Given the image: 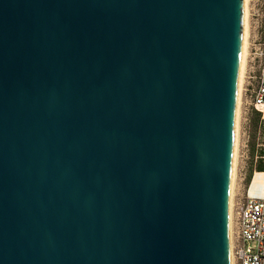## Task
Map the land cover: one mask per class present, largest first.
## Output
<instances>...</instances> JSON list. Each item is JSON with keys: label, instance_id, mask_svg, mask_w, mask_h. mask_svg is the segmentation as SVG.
I'll return each mask as SVG.
<instances>
[{"label": "water", "instance_id": "water-1", "mask_svg": "<svg viewBox=\"0 0 264 264\" xmlns=\"http://www.w3.org/2000/svg\"><path fill=\"white\" fill-rule=\"evenodd\" d=\"M246 0H0V264H231Z\"/></svg>", "mask_w": 264, "mask_h": 264}, {"label": "rangeland", "instance_id": "rangeland-1", "mask_svg": "<svg viewBox=\"0 0 264 264\" xmlns=\"http://www.w3.org/2000/svg\"><path fill=\"white\" fill-rule=\"evenodd\" d=\"M247 53L244 74L241 84L239 114L237 120V153L235 158V179L233 185L232 218L238 203L244 202L251 183L249 177L256 173L251 190H255L259 163L257 150L262 147L264 139L260 128V121L264 120V112L256 111L250 103V95L256 85L259 74V60L256 48L263 36L264 0H248ZM253 149L256 151L253 153ZM264 179V178H262ZM261 179V180H262ZM264 188V187H263ZM238 192V195H236ZM234 226V225H233Z\"/></svg>", "mask_w": 264, "mask_h": 264}, {"label": "built area", "instance_id": "built-area-1", "mask_svg": "<svg viewBox=\"0 0 264 264\" xmlns=\"http://www.w3.org/2000/svg\"><path fill=\"white\" fill-rule=\"evenodd\" d=\"M259 74L250 95V103L258 112H264V16L263 36L256 48ZM234 225V226H233ZM231 264H264V197L247 194L238 203L232 219Z\"/></svg>", "mask_w": 264, "mask_h": 264}, {"label": "bare ground", "instance_id": "bare-ground-1", "mask_svg": "<svg viewBox=\"0 0 264 264\" xmlns=\"http://www.w3.org/2000/svg\"><path fill=\"white\" fill-rule=\"evenodd\" d=\"M248 0L245 2V27H244V41H243V49H242V57H241V66H240V74H239V86H238V96H237V109H236V123H235V137H234V149H233V161H232V174H231V187H230V203H229V233H230V252H231V241H232V206H233V185L235 179V158L237 151V120L239 114V105H240V95H241V84L243 79V72L246 63V53H247V27H248ZM251 190V192H253Z\"/></svg>", "mask_w": 264, "mask_h": 264}, {"label": "crops", "instance_id": "crops-1", "mask_svg": "<svg viewBox=\"0 0 264 264\" xmlns=\"http://www.w3.org/2000/svg\"><path fill=\"white\" fill-rule=\"evenodd\" d=\"M259 173H263V174H259ZM259 173H258V177L264 178V172H259ZM255 175H256V173L253 175V177L251 179V183L248 187L247 194L250 196H254V197H264V188H263L264 187V179L257 180V185L255 187V190L253 192H251V187H252V184L254 182ZM236 195H238V192Z\"/></svg>", "mask_w": 264, "mask_h": 264}, {"label": "trees", "instance_id": "trees-1", "mask_svg": "<svg viewBox=\"0 0 264 264\" xmlns=\"http://www.w3.org/2000/svg\"><path fill=\"white\" fill-rule=\"evenodd\" d=\"M260 128H261V131H262V138L264 139V120L260 121ZM255 151L256 150L253 149V153ZM257 152H258L259 163L257 164L256 169H257L258 172H264V143H262V147H260L257 150ZM259 174H263V173H259ZM258 179L261 180L262 178H258ZM248 181L250 183L251 177H249Z\"/></svg>", "mask_w": 264, "mask_h": 264}]
</instances>
